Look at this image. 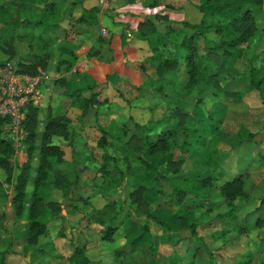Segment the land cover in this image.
Returning <instances> with one entry per match:
<instances>
[{
  "label": "trees",
  "instance_id": "obj_1",
  "mask_svg": "<svg viewBox=\"0 0 264 264\" xmlns=\"http://www.w3.org/2000/svg\"><path fill=\"white\" fill-rule=\"evenodd\" d=\"M84 1L9 0L0 3V48L12 57L15 55V41L27 45L33 54L32 61L23 64L25 68L19 66L20 71L37 74L39 69L48 70L57 57L56 69L69 71L73 65L72 51L70 58L67 57L57 49V41L64 32V21L73 19L74 8ZM198 8L203 14L198 23L182 21L176 24L168 16L158 15L156 20H162L166 25L165 31L160 32L153 19H146L140 24L138 36L149 41L152 52L143 66H150L156 72L146 76L137 89L151 96V111L155 113L159 109L163 115L160 118L152 115L145 123L129 115L121 124L114 122L111 127L102 128L103 134L97 145L103 150L101 163L94 156H87L99 172L96 189L109 196L119 189L129 190L135 211L145 214L142 223H138L130 214L122 221L127 239L132 244H141L147 239L146 236L149 238V218L156 220L152 211L148 208L142 211L136 204H148L144 194L151 186L164 195V181L171 184L177 201L183 206L172 214L175 222L179 223V229L189 230L194 236H198L197 230L206 213L199 210L217 190L227 202L226 213L217 217L219 222L223 221L222 217L238 218V198L250 200L243 173L221 180L225 175L220 171L222 164L231 148L241 144L244 138L240 134L232 136L223 130V118L216 117L208 105V99L224 92L223 81L244 78L243 89L226 92L228 100H242L250 92L258 91L264 102V49L257 51L264 46V30L257 22V13L264 11V0H200ZM77 22L98 23L95 9L84 10ZM38 29H41L40 32H36ZM241 59L249 61L246 72L237 67ZM182 67H185L183 78L180 75ZM73 96L84 116L90 107L95 104L97 108L100 106L96 93L82 97L77 91ZM192 98L196 103L194 107L188 105ZM6 122V118L0 117V169L6 174L5 181L13 183L11 203L14 214L18 221H26L25 234L20 240L24 243V250L32 251L36 261L43 253L39 245L40 236L48 230V223L42 220L43 212L40 209L45 204L54 206V203H48L41 188L54 185L62 190L66 200L73 202L71 195L79 186L78 169L62 168L67 164L65 152L60 145L53 143L55 136L66 140L71 137V120L49 114L42 123L41 108L29 105L24 121L27 159L21 164L14 162L16 149L12 141L4 136ZM115 126L116 131L112 130ZM217 142L231 148L222 150ZM110 148L115 153L110 152ZM199 150H207L205 160L208 173L198 176L182 174L187 158H195ZM16 166L20 168L18 173H14ZM30 183L34 186L31 193L28 191ZM79 199L85 204H92L83 196ZM115 205L117 203L107 199L103 207H91L95 210L94 215H101ZM259 206L264 207V198ZM117 216L118 212L111 216L109 222L105 217H96L95 222L104 227L103 240L114 241L120 227L114 223ZM257 226H264V217L257 220ZM237 230L244 232L242 227H237ZM261 251H264V246L258 250ZM7 254V250H0V264H7ZM68 261L69 264H96L90 258L86 244L75 245ZM169 264L187 263L175 253L171 255ZM211 264L218 263L213 258ZM260 264H264V261Z\"/></svg>",
  "mask_w": 264,
  "mask_h": 264
},
{
  "label": "rangeland",
  "instance_id": "obj_2",
  "mask_svg": "<svg viewBox=\"0 0 264 264\" xmlns=\"http://www.w3.org/2000/svg\"><path fill=\"white\" fill-rule=\"evenodd\" d=\"M5 2L7 1H0V3ZM257 22L260 29L264 30V11L257 13ZM60 35L61 39L66 38L67 41L74 39L72 32ZM13 45L15 55L12 57L0 48V64L4 61H12L18 67H24L23 64L32 61L33 54L26 44L15 41ZM201 45L204 47L203 43ZM263 49L264 46L259 47L257 51L260 52ZM248 66L247 59L237 62V67L242 72H246ZM155 72L156 70L152 68V74ZM48 75L50 76L51 73ZM180 75L182 78L185 77V67L181 68ZM245 81L244 78L225 80L222 82L224 92L208 99V105L216 113V117L223 118V130L232 136L240 134L244 138L241 144L232 148L227 144L217 142L222 150L231 148L228 158L220 168V171L225 173L221 180L242 173L245 176L246 192L250 200L242 197L237 199V219L222 217L223 221L217 220L218 216H223L227 211V202L217 190L211 200L203 202L199 210V212L205 211L206 213L203 214L201 226L197 230L198 236L192 235L189 230L179 229V223L175 222L172 214L183 206L177 201L171 184L164 181V195L158 193L150 185L151 188L144 194V199L148 201V204H136L142 211L147 208L152 211L156 220L149 218L150 239L146 236L147 239L141 244H132L127 239L122 221L130 214L138 223H142L146 217L145 214L135 211L136 206L128 194L129 190L119 189L120 191L118 190L116 194L109 196L100 189H96L95 183L99 172L95 164L89 158H85L92 155L101 163L103 150L97 145L103 134L102 128H109L114 122H117V125L121 124L128 119L129 115L124 111L119 112L118 118L112 119L108 118L112 116L111 113L98 115L95 126L88 127V129L80 127L79 123L83 121L77 118L76 125L72 123L70 126L74 142L71 146H65L69 155L71 152L75 153L74 159L66 161L67 164L62 165V168L70 170L76 167L78 169L79 186L71 195L73 202L66 200L62 190L56 186H48L51 192L46 195V198L48 203L52 202L54 206L45 204L40 209L41 213L43 212L42 220L48 223V230L40 236L39 245L43 253L36 261L32 251L26 252L24 243L20 240L24 225L17 220L14 211L12 212L13 183L5 181L6 174L0 169V184H2L0 186V250L8 251L7 264H41L40 261L42 264H69L68 257L77 244L88 246L89 256L96 264H169L171 255L175 253L183 257L187 264H211L213 258L218 264H260L264 261V251L258 252L264 246V226H257V220L264 217V207L259 206L264 198V102L258 91L250 92L245 99L237 101L228 100L226 95L227 91L243 89ZM42 90L47 92L45 85ZM144 94L152 103L151 96L147 92ZM188 105L190 107L196 105L193 98ZM200 107L204 106L200 105ZM51 108L53 107L48 103L42 106V123ZM152 115L160 118L163 111L155 110ZM42 123L41 127H43ZM112 130L116 131L117 126ZM56 137L58 136L53 138L54 144L59 141ZM109 151L115 153L112 148ZM176 153L179 154L178 149ZM206 153L207 150H199L195 153V158H187L181 173L195 176L208 173ZM85 163L88 167H84ZM19 170V166H16L14 173H18ZM33 189L34 186L30 183L28 191L31 193ZM81 196L88 199L91 205L99 208L105 205L107 199L113 200L119 206L115 205L104 214L94 215L95 210L90 204L82 202L79 199ZM117 212L118 216L114 223L120 227L114 235V241H105L101 236L104 227L95 222L96 217H105L109 222L111 216ZM51 217L54 218L52 221ZM236 226L242 227L244 232L238 231Z\"/></svg>",
  "mask_w": 264,
  "mask_h": 264
},
{
  "label": "crops",
  "instance_id": "obj_3",
  "mask_svg": "<svg viewBox=\"0 0 264 264\" xmlns=\"http://www.w3.org/2000/svg\"><path fill=\"white\" fill-rule=\"evenodd\" d=\"M199 4L200 0H114L102 9L100 0H85L74 8L73 19L63 23V35L72 32L74 39L67 41L66 38H59L57 41V49L64 55L69 57L72 51L73 65L67 72L58 71L56 59L50 69H39L48 71L46 73L51 75H48L49 79L44 84L47 92L38 107L42 108L48 103L53 108L48 110L52 113L48 112L47 116H65L74 126L78 118L83 121L79 123L83 129L95 126L98 115L111 113L112 116L108 118H118L120 111L141 123L147 122L152 116V103L144 94L146 92L142 93L137 87L144 83L147 75L152 74V67L143 66L152 52L149 41L138 36L139 26L146 19H153L158 30L165 31L166 25L162 20H156L158 15L168 16L176 24L182 21L198 23L203 16L198 8ZM90 9H95L98 23L91 25L77 22L82 12ZM77 91H80L82 97H90L96 93L100 106L97 108L95 104L90 107L84 116L73 96ZM73 137L71 135L68 140L56 137L59 141L55 144L63 147L67 162L74 159L75 155L73 152L69 155L65 148L73 144ZM26 159L27 157L20 155L14 162L21 164ZM84 167H88L86 163ZM41 192L46 196L51 191L49 187H43ZM53 219L51 217V221ZM25 222L21 221L22 225ZM21 234L23 238L25 228Z\"/></svg>",
  "mask_w": 264,
  "mask_h": 264
},
{
  "label": "built area",
  "instance_id": "obj_4",
  "mask_svg": "<svg viewBox=\"0 0 264 264\" xmlns=\"http://www.w3.org/2000/svg\"><path fill=\"white\" fill-rule=\"evenodd\" d=\"M112 1L114 0H100V7H108ZM47 79L48 74L43 70L31 74L20 71L12 61L0 64V117L7 119L3 129L16 149L14 160L20 155L27 157L24 145L27 108L29 105L38 107L45 98L42 89Z\"/></svg>",
  "mask_w": 264,
  "mask_h": 264
}]
</instances>
